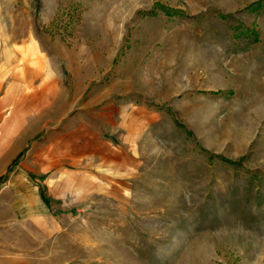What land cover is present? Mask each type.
Wrapping results in <instances>:
<instances>
[{"label": "rangeland", "instance_id": "1", "mask_svg": "<svg viewBox=\"0 0 264 264\" xmlns=\"http://www.w3.org/2000/svg\"><path fill=\"white\" fill-rule=\"evenodd\" d=\"M258 1H11L49 61L28 66L25 118L0 109L6 264H264ZM136 108L153 119L135 137ZM90 137L117 155L64 146Z\"/></svg>", "mask_w": 264, "mask_h": 264}, {"label": "crops", "instance_id": "2", "mask_svg": "<svg viewBox=\"0 0 264 264\" xmlns=\"http://www.w3.org/2000/svg\"><path fill=\"white\" fill-rule=\"evenodd\" d=\"M12 0H0V109H3L5 106H8L12 101L14 102V112L13 114H23L24 118L27 114V112L23 111L21 104L26 103V83H27V69L28 66H36L35 62V56L39 57L42 61H49V53L44 48L42 38L37 36L34 30L31 31L29 35L27 33H20L15 30L14 23L12 22V11H11V3ZM25 32V31H24ZM24 108V107H22ZM25 112V113H24ZM135 112V114H131L129 118H125L121 120V124L125 125L128 129L127 132L131 133L133 136H137L139 130H133L134 127L142 126L143 123H149L150 120L148 118L149 115H153L152 109L149 108H136L131 111V113ZM123 112L121 113V116H123ZM133 116H136L137 118L133 120ZM153 119V116L151 117ZM130 125V128H128ZM120 126V125H119ZM117 127V126H116ZM143 137V135H142ZM74 139V141H73ZM67 140V142L64 144L65 147L75 148L79 154H85L87 152H98L101 154H104V151H106V154H114L117 155V153L109 148L110 146L107 144V147L104 145L102 147V143L97 140L92 145V138L90 137L88 140H82L79 138H73ZM128 140V136H127ZM130 140V139H129ZM105 144V143H104ZM23 146V145H22ZM21 145H18L17 150L15 152V157L19 159L23 154L24 151L22 149ZM61 146V147H64ZM90 146H94L95 148L92 149ZM84 148L85 150L82 152L80 148ZM88 153V154H89ZM122 153V152H121ZM22 154V155H21ZM14 157V158H15ZM9 158L6 160L0 159V179H3L2 176L4 173L5 168L7 169L9 165ZM19 170H15L16 176L14 178H11L13 180L17 181H27L29 180L25 172H22V174L19 173ZM92 184V181L90 182ZM4 186L1 187L0 192L3 191ZM41 209H43L42 214H47V207L41 203ZM41 215L42 218V225L40 227L41 233L45 234L44 241L48 240L47 238L51 239H70L71 243L73 244L74 237L69 236V232L67 231L66 236H64V233H62L60 236L56 235V237H50L49 234H53L59 230V224L57 221L55 222L52 220V218L44 217ZM2 222H0V264H6V261H11V258L6 255L4 252H8L7 250H11L9 245L4 246V244H8L4 241L5 238H3V233L1 229ZM61 227H65L63 225H60ZM49 232V233H48ZM43 240H38L39 242H43ZM17 244L18 242L15 241ZM4 246V247H2ZM71 251H73V245L71 246ZM12 251V250H11ZM13 251L18 252L20 251L18 247H15ZM41 252V250H37L36 253ZM4 255L8 256L5 259ZM71 255L73 256V252H71ZM10 258V259H9ZM11 264V262L9 263ZM16 264V263H15ZM42 264V263H41Z\"/></svg>", "mask_w": 264, "mask_h": 264}, {"label": "trees", "instance_id": "3", "mask_svg": "<svg viewBox=\"0 0 264 264\" xmlns=\"http://www.w3.org/2000/svg\"><path fill=\"white\" fill-rule=\"evenodd\" d=\"M262 2H263V0H259L257 3H255V7L259 8L260 6H262ZM256 40H257V38H256Z\"/></svg>", "mask_w": 264, "mask_h": 264}]
</instances>
